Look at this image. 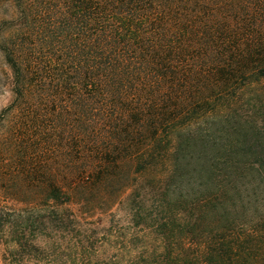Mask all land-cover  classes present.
Here are the masks:
<instances>
[{"label":"trees","instance_id":"obj_1","mask_svg":"<svg viewBox=\"0 0 264 264\" xmlns=\"http://www.w3.org/2000/svg\"><path fill=\"white\" fill-rule=\"evenodd\" d=\"M0 61V125L84 214L137 186L138 264H264V0H0Z\"/></svg>","mask_w":264,"mask_h":264},{"label":"rangeland","instance_id":"obj_2","mask_svg":"<svg viewBox=\"0 0 264 264\" xmlns=\"http://www.w3.org/2000/svg\"><path fill=\"white\" fill-rule=\"evenodd\" d=\"M10 101L11 95L0 88V115ZM12 121L0 125V264H138L141 229L133 217L137 186L131 185L111 208L97 204L84 214L83 185L68 187L57 160L50 164L30 146L19 147L12 139ZM49 179L69 193L78 192L76 203L33 210L28 198L35 193L33 197L44 199L42 188ZM34 182L43 185L31 192ZM131 235L133 246L128 243Z\"/></svg>","mask_w":264,"mask_h":264}]
</instances>
